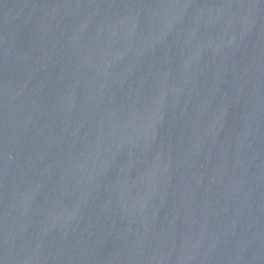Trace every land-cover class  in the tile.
Instances as JSON below:
<instances>
[{"label": "water", "instance_id": "95a60500", "mask_svg": "<svg viewBox=\"0 0 264 264\" xmlns=\"http://www.w3.org/2000/svg\"><path fill=\"white\" fill-rule=\"evenodd\" d=\"M0 264H264V0H0Z\"/></svg>", "mask_w": 264, "mask_h": 264}]
</instances>
